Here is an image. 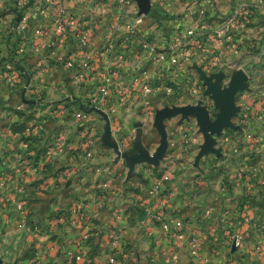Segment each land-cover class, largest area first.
I'll use <instances>...</instances> for the list:
<instances>
[{
  "label": "rangeland",
  "instance_id": "obj_1",
  "mask_svg": "<svg viewBox=\"0 0 264 264\" xmlns=\"http://www.w3.org/2000/svg\"><path fill=\"white\" fill-rule=\"evenodd\" d=\"M164 10L166 14L174 11L171 14L174 16L158 21V27L170 36L176 29L172 21L179 19L181 14L177 16L175 13L179 9L173 6ZM225 76L222 82L227 86L230 75ZM200 86L198 92L180 89L167 99L152 104L151 119H132L138 125L139 134L149 137L145 140L148 150L128 142L121 153L136 159L144 153L151 157L157 153L161 136L153 125L156 110L200 105L207 108L211 121H214L219 109L203 81ZM5 94L8 95L6 98L13 100L0 103V264H195L187 255L188 248L185 250L177 244L174 228L170 227L168 234L163 231L162 224L164 221L170 224L169 219L181 210L176 203L182 197L185 209L206 210L213 206L222 209L225 201L233 205L232 208H239L240 175L246 174L240 169L239 159L245 156L248 165L251 161H258L256 152L243 150L240 134L247 131L249 140L245 141L249 145L257 144L259 137L254 128H249L244 115L237 120L232 118L237 129L225 128L227 133L232 132L227 136V149L222 148L217 154L208 151L202 156L199 155L204 138L196 117L165 118L166 145L158 163L132 164L129 160L119 161L114 152L109 156L90 146L88 142L96 139L100 131L94 125H79L77 129L81 127L80 130L87 127V134L83 136L74 131L77 126L74 123L67 140L69 146L62 145V134L68 126L49 115L60 113L63 111L61 107L55 108L56 111L48 110L50 113L45 109L36 111L34 104L25 100V92L19 95L12 92L10 96L0 90V96ZM251 103L243 109L253 114L255 110L251 111ZM38 112L41 114L39 123H36L35 113ZM53 120H57L56 127L52 126ZM125 123L128 125L127 121ZM35 124L43 127L40 129L42 133L33 132L39 140L30 148L24 147L25 142L23 145L19 143L20 133L25 128L31 131ZM53 129L56 136L49 141L48 131ZM19 144L23 147L21 150ZM234 145L242 147V153H237L239 157L233 155ZM106 155L114 161L108 162ZM183 159L189 161L186 168L181 167ZM220 159H227V164L214 165ZM193 161L196 167H192ZM215 176L218 178L211 185ZM182 181L184 184L181 185ZM249 185L252 186L249 191L256 190V183L250 182ZM224 188L230 192L228 198L221 194ZM259 206L264 210L262 204ZM235 218L238 223V217ZM192 219L193 224L196 222L204 227L214 224L212 218L204 214ZM259 220L264 224V213ZM221 224L225 223L220 221ZM241 231L234 232L230 225L213 231L216 240H211L212 243L207 240L209 247L201 250L203 259H208L209 253L214 252L230 258L228 262L217 263L215 260L209 263L204 259L196 264H264V228L256 232ZM235 235L243 238L241 248L231 247Z\"/></svg>",
  "mask_w": 264,
  "mask_h": 264
},
{
  "label": "crops",
  "instance_id": "obj_2",
  "mask_svg": "<svg viewBox=\"0 0 264 264\" xmlns=\"http://www.w3.org/2000/svg\"><path fill=\"white\" fill-rule=\"evenodd\" d=\"M150 4V12L144 17L143 23L137 27V34L131 35L127 33L122 23H119V26L114 23V16L121 12L114 0H106L98 6L59 0H44V2L0 0V60H5L10 50L23 48L22 51L14 54L20 68L16 84L1 81L0 90L17 95L25 92V100L27 103L34 104L33 109H37L36 111L45 109L47 113H50L49 111H56L55 108L61 107L63 111L57 114L52 112L49 115L52 119L57 117L59 122L68 126L67 131L62 134V145L69 146L67 140L72 134L74 123L77 125L74 131L83 136L87 134V127L83 130L77 127L79 128L81 124L94 125L96 130L100 129V131L97 132L98 137L88 143L91 147L93 146V149L104 151L111 156V152H114L111 146L117 145L121 150L128 142L135 147L141 145L148 150L145 140L149 137L139 134L138 125L132 119L144 121L151 119L152 104L167 99L169 95L180 89L198 92L202 84L199 71L206 77L224 75L225 78V74H229L231 78L236 71H243L247 77L248 88L235 96V104L239 109L238 117L236 116L235 119L244 115L249 128H254L259 137L257 144L254 142L249 145L248 141H245L249 140L247 131L240 134V137H243V150L256 152L255 157H258V161H251L249 165L246 164L245 156L239 159L240 169L246 172L240 175L239 191H237L240 207L234 209L233 205L225 201L222 209L214 206L206 210L185 209L183 197L178 198L176 203L181 207L176 215L181 218L187 231L183 240L176 242L185 250L188 248L187 255L191 262L202 263L206 259L205 261L209 263L215 260L217 263L222 261L225 263L230 258L221 253L219 256V253L211 252L208 259H203L201 250L208 246L206 241L209 240L212 243L211 240H216L213 237V231L228 228L229 225L234 232L237 229L242 230L241 232L259 231L257 224L264 213L259 206L261 204L264 206V187L261 186L264 185V160L262 159L264 158V0H150ZM243 4L253 8L247 13L243 9L240 10ZM171 6L179 9L175 14L177 16L181 14V17L172 21L176 29L169 36L168 33L161 32L162 28L158 27V21H164L169 17L171 19L174 16L171 15L174 11L166 14L164 10ZM130 11L135 13L134 10ZM233 15H235L234 22L229 24L228 18ZM67 17H72L75 24L67 29L63 37L56 32V26L60 19L64 20ZM190 25L203 34V49L195 50L190 46L181 55L179 63L172 64L168 52L170 39L175 31ZM76 29H84L92 37V44L84 51H79L75 46ZM108 35H111L112 40L115 41L113 50H108L105 44ZM143 42L149 49L142 47ZM67 59L74 60L73 67L66 66ZM84 62H88L90 67L81 69L79 64ZM107 71L109 73L117 71L114 75L117 89L113 95L109 96L106 107L100 110L108 115V135L105 134L106 121L102 115L88 109L91 108L88 104L89 97L96 94L100 76ZM230 78H227L228 82ZM145 85L151 88L146 101L139 98V92ZM222 86L225 87L223 82ZM7 96V94L4 97L0 96V103L8 100L12 102L13 99L6 98ZM248 103L253 105L250 108L253 112L255 110V113L250 114L243 109ZM75 113L78 118L75 117ZM40 114L35 113V120H38L36 123H39ZM249 114L250 117H248ZM53 121L52 126L56 127L57 120ZM232 122L236 127L234 129H237V124L233 120ZM41 128L43 127L36 124L31 131H26L27 128H25L20 133L22 138L20 137L19 143L23 145L25 142L24 147L30 148L39 140L35 134L42 133ZM28 132L32 133L28 135ZM231 133L224 130L220 139L215 138L216 150L228 148L227 136ZM55 136L54 129L48 131L49 141H52ZM101 136L106 137L108 145L103 143ZM249 137L252 138L251 135ZM221 144L226 146L223 147ZM22 145H18L20 150L23 148ZM241 149L240 145H234L235 154L233 155L239 157L237 153L241 154ZM108 155L105 158L108 159ZM107 161L112 163L114 159L110 157ZM188 162L183 159L181 167L186 168ZM227 162V159L224 161L220 159L214 165L227 164ZM192 167H196L194 161ZM216 177L212 179L211 185L216 182L218 178ZM183 182L181 185L184 184ZM250 182L256 183L255 191L248 190L252 187L249 185ZM219 183L220 181L217 183L218 186ZM225 188L221 190V194L228 198L230 195L228 189L232 188L229 187L227 191ZM212 195L216 197L215 193ZM203 214L212 218L214 224L211 226L215 229L210 225L204 227L203 224L196 222L193 224L192 217H202ZM235 217H238V223L235 222ZM220 221L225 224L220 225ZM208 229L212 230L205 232ZM193 236L199 240L200 250L197 256L189 252V241ZM246 252L247 249L244 250V253Z\"/></svg>",
  "mask_w": 264,
  "mask_h": 264
},
{
  "label": "built area",
  "instance_id": "obj_3",
  "mask_svg": "<svg viewBox=\"0 0 264 264\" xmlns=\"http://www.w3.org/2000/svg\"><path fill=\"white\" fill-rule=\"evenodd\" d=\"M40 2H44V0H38ZM61 2H71V3H87L91 6H98L100 4H103L106 0H59ZM115 4L120 8L121 12L120 14H116L113 18L114 23L116 26H119V23H122V25L125 26L127 33H130L131 35H136L138 31V26L143 23L144 15L138 14V8L134 1L132 0H114ZM20 4V3H19ZM20 7V6H19ZM21 8V7H20ZM250 11L251 7L243 4L240 6V10ZM19 10V9H18ZM130 10H134L135 13H132ZM132 13V14H131ZM203 12H201L202 14ZM234 16H230L228 18V23L234 22ZM1 22V19H0ZM75 24L72 17H67L64 20L60 19L59 23L56 26V32L65 37L67 29ZM79 28V26H78ZM75 46L79 49V51H84L90 47L92 44L91 40L92 37L89 33H87L84 29H76L75 30ZM202 39L203 34L197 30L194 26L190 25L186 28H183L181 30H177L173 33L171 39H170V46H169V57L172 64H178L181 55L185 52V50L192 46L195 50H202ZM107 43V49L113 50L115 47V41L112 40V36L108 35L106 37ZM142 47L145 49H149L147 44L145 42L142 43ZM22 47L19 49H13L10 50V53L8 57L5 60H0V82L6 81V82H17L18 75L20 74L19 66L17 64L16 58L14 57V54L17 53V51H22ZM74 60L73 59H67L66 60V66L67 67H73ZM81 69H87L90 67V64L88 62L80 63L79 64ZM117 71L113 73H109L108 71L104 74H102L101 80L98 83L96 94L89 97V106L91 108L88 109H98L103 110L106 107V103L108 101V98L110 95H113L117 89V85H115V79L114 75H116ZM151 93V88L149 85H145L141 88V91L139 92V98L142 100H147L149 94ZM107 115V114H106ZM108 117V115H107ZM88 155H91L90 152H88ZM166 220V219H164ZM169 223L162 224V229L165 233H170V229L174 228V234L176 241L183 240L186 231V227L181 220V218L175 214L173 218L169 219ZM171 227V228H170ZM258 230L264 228V224L260 223V220L257 224ZM232 246L234 248H241L243 246V238L240 235H235L232 237ZM199 240L197 237L193 236L191 240L189 241V252L193 256H197L199 254Z\"/></svg>",
  "mask_w": 264,
  "mask_h": 264
},
{
  "label": "water",
  "instance_id": "obj_4",
  "mask_svg": "<svg viewBox=\"0 0 264 264\" xmlns=\"http://www.w3.org/2000/svg\"><path fill=\"white\" fill-rule=\"evenodd\" d=\"M132 1H134L137 5L139 15L146 16L149 14L151 8L150 0ZM199 73L204 85L207 88V92L211 95L215 106L219 109L214 121H211L207 108L200 105H187L173 108L165 107L156 110L153 118V125L161 136L159 147L156 150L157 153L152 157L145 153H142L143 156L140 155L141 157L139 159H136L127 156L125 153H121L119 147L117 145H113L111 146V148H113L118 160H129L132 164L141 162L157 164L166 145V131L163 125V120L165 118L176 116H182V118H186L188 116L196 117L199 131L202 133L204 138V143L201 146V152L199 156H202L205 152L208 151L217 154L218 150H216L214 147L215 137H220L225 128H236L232 122V118L236 117L239 111L238 107L235 104V96L238 92L247 90V77L243 71L238 70L231 76L227 86L223 87V75L206 77L201 71H199ZM90 111H95L102 115V117L106 121L105 134L108 135L109 122L107 115L95 108L90 109ZM101 139L104 144H107L106 137L101 136Z\"/></svg>",
  "mask_w": 264,
  "mask_h": 264
}]
</instances>
